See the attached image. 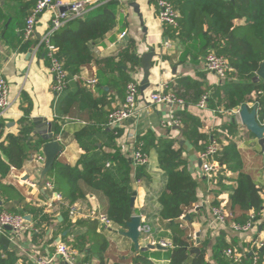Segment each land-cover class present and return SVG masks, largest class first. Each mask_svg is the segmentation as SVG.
<instances>
[{
    "label": "trees",
    "instance_id": "16d2710c",
    "mask_svg": "<svg viewBox=\"0 0 264 264\" xmlns=\"http://www.w3.org/2000/svg\"><path fill=\"white\" fill-rule=\"evenodd\" d=\"M168 1L179 10L181 18L179 27H165L166 33L176 38L193 37L194 40H200L202 45L199 51L204 58L209 53L223 56L229 60L232 69L227 73V78L212 89L203 83L186 82L185 79L178 84L181 87L187 83L184 85L183 93L182 88L179 87L176 92L177 96L184 101V109L179 110L175 118L180 122L184 139L201 154L212 138L200 132L201 121L189 113L187 108L190 105L199 104L203 96L207 95V104L212 109L219 106L226 112L254 104L257 107L258 120L262 122L264 119V80L254 82L264 62V0ZM37 2L38 0H19L18 11L20 17L24 18V27L26 19ZM119 6L118 0H107L84 17L69 21L52 35L51 43L58 57L63 59L69 82L80 73L83 67L93 62L97 63L101 71L107 68L117 71L123 87H126L132 81L134 74L136 75L141 69L137 42L132 38L125 40L124 47L121 48L117 57L98 60L95 56L94 47L118 24ZM205 27H207L206 30ZM124 28L125 25L120 32ZM99 77L104 78L102 74ZM99 77L97 85L100 82ZM111 83L112 78L107 80L109 86H112ZM188 91H193L192 98H187ZM112 102L113 97L106 93H103L102 97H96L87 84L79 85L76 90L65 93L55 118L56 134H61L64 124L62 120L65 117L75 115L76 110L87 112L89 125L75 134V140L84 154L75 166L65 160H57L44 184L49 179H53L55 191L69 200L70 206L75 208L80 202L87 201L86 193L81 185L102 193L108 200V218L121 231H126L127 223L135 213L130 206L135 192L134 180L140 179L146 185L149 184L150 177L146 171L147 166L138 168L133 177L132 161L130 163L129 159L124 158L118 151L114 155L95 153L98 137L105 134L108 117L113 110ZM17 125L19 127L17 134L9 133L0 142V198H4L7 204L2 212L23 217L30 214L33 218L31 224L35 239L40 240L45 233L44 229L54 221H58V218L46 213L44 208L26 204L16 189L2 183V178L8 174L11 167L20 170L29 158L33 159L42 154L43 142L40 137L34 135L30 112L26 111ZM0 127L5 129L6 124L0 121ZM236 128L233 123L226 127L230 131ZM111 135L112 137L108 136V139L114 142L116 137L113 132ZM138 141L143 143L147 154L156 152L158 168L166 175V183L158 198L159 218L167 223L169 230L167 238L172 245L169 251L170 261L166 264H226L227 257L224 252L235 247L227 242L225 232L222 231L219 234L212 248V257L209 258L208 247L211 239L207 238L196 246L189 228L186 227V223H192L200 213L194 212L198 203V184L188 169V162L184 157L185 150L179 145L177 138L157 139L154 134L148 132ZM111 142L107 145L112 146ZM218 144L219 152L215 160L226 169L211 179V186L214 189L211 193L214 201L210 206L212 209L220 206L218 197L226 189V182L230 180L226 175L227 170L237 174L236 184L230 187L229 202L226 205L232 217L226 224H244L250 220L251 214L257 217L263 210L264 199L260 193L264 188L259 186L255 172L244 170V162L236 142L224 145L222 141H218ZM10 202L13 204L9 205ZM186 216L189 219H185ZM255 222L259 224L262 221L257 217ZM81 227H86V232L75 235L72 241L67 235L62 238L61 243L78 251L84 259L96 256L99 264H108L105 260L108 243L104 235L97 232L99 223L95 220L82 224L72 223L68 230L72 232ZM197 248L200 250L199 254L194 252ZM254 253L258 258V264H264V248H255ZM252 256L253 254L249 256L248 262H251ZM230 261L235 264L230 259L228 264H231ZM135 263L153 264L147 255L136 257ZM0 264H19L17 252L0 244ZM24 264L31 263L24 262Z\"/></svg>",
    "mask_w": 264,
    "mask_h": 264
},
{
    "label": "crops",
    "instance_id": "0c3cea01",
    "mask_svg": "<svg viewBox=\"0 0 264 264\" xmlns=\"http://www.w3.org/2000/svg\"><path fill=\"white\" fill-rule=\"evenodd\" d=\"M61 1L64 4H70L76 0ZM118 1L120 2L117 10L118 24L94 47L96 58L100 60L117 57L121 48L124 47L125 40L129 38L137 42V51L140 57L152 49L156 56L153 60L150 86L139 102L137 115L125 120L115 130L106 128L105 134L98 137L95 153L97 155L103 153L114 155L118 151L124 158H128L131 163L134 140H139L148 132L154 134L157 139L166 137L178 139V136L182 133L174 129L176 126L170 127L169 125L172 116H175L179 110L184 108L180 109L177 106L167 104H152L150 102L152 94L169 91L176 93L178 92V84L183 79L187 80L186 82L203 83L211 89L218 85V80L205 68V58L199 51L202 45L200 40H194L193 37L176 38L172 34L168 35L166 33V26H163L158 20L159 9L155 0ZM18 2L19 0H7L3 6L0 4V77L8 82L12 101L9 114L1 120L6 124V127L5 129L0 127V142L9 133L17 134L19 130L17 122L25 116L26 111L30 112L31 121L34 118H45L49 122H55L60 101L65 93L76 90L79 85L87 84L92 79H97L100 74L104 78L100 79L99 77V85L93 90L95 96L102 97L103 93L112 96V109L123 101L125 87L121 85L117 71L112 70V68L101 71L96 62L83 67L80 73L69 82L65 93L58 97L55 96L52 92L54 76L49 70V63L45 55L46 50L40 44L41 39L50 28L52 15L49 12L43 13L36 24L34 39L26 41L23 37L24 18L19 15ZM91 2L92 4L88 6V12L106 3L107 0H91ZM131 3L139 5L144 27L139 16L130 7ZM123 25H125V28L120 32ZM144 28L146 32H144ZM206 29L207 27H205ZM124 32L127 34L121 40L120 35ZM124 70L126 71V68ZM136 74H139L143 79L142 68ZM110 78H112V86L107 84V80ZM184 85H187V83ZM184 85L179 87L182 88V93L185 91ZM186 94L187 98L193 97V91H188ZM249 107L254 108V104H249ZM187 110L201 121L200 132L208 134L217 142L222 141L224 145H228L230 142L238 144L244 162V170L255 172V178L259 186L264 188L263 151L259 146L257 137L247 130L240 117L234 113L237 109L226 112L219 106L212 109L208 104L206 109H200L196 104L188 106ZM74 114L62 120L64 124L60 135L64 151L58 158V160H65L72 166L77 165L84 154L79 143L75 140V134L90 123L87 112L76 110ZM232 123L237 128L231 131L226 129ZM112 132L116 137L114 142L108 139V136L109 138L112 137ZM108 142H111L112 146H108ZM178 142L185 150L184 157L188 162V169L198 184V203L194 212L200 213L192 223H186L193 240L196 242L197 234H200V244L210 238L208 256L211 258L212 248L216 244L219 234L223 231L226 233V240L229 244L240 252L247 253L246 259L248 261L249 256L255 252L256 244H262V248H264V222L257 223L256 228L247 233L234 231L231 224L216 223L212 213L213 209L210 206L214 201V196L211 193L214 190L211 186L213 177L209 178L203 174L200 153L190 142L184 139L183 135L181 141L178 140ZM149 158L150 162L146 168L150 177L149 184L144 185L143 182L137 184L136 179L134 180V190L137 193L134 215L142 214L146 216L147 223L153 228L154 239L157 244L162 241L170 243L167 238L169 234L167 223L162 222L159 218L160 205L158 202L159 195L166 183V175L164 171L158 168L156 152L152 151ZM36 166V162L29 158L22 169L18 170L11 167L8 174L2 178V183L16 189L26 204L44 208L46 213L53 214L58 218V221H54L44 229L45 233L40 240L35 239L32 221L29 223L32 229L17 238L10 231L0 229V244H4L9 249L17 252L19 264L30 262L29 256L33 253L54 256L56 245L62 242V238L69 235V240L72 241L75 239V235L83 234L87 230L86 227H81L71 232L68 230L70 224L94 221L93 213L107 215L108 200L106 197L102 193L87 189L84 185H81V187L86 193L87 201L80 202L79 206H76L78 212L74 218L70 216V209L75 207H71L69 200L63 197L62 201L54 203L49 208L48 205L52 201L53 193L45 189V180L41 179L42 171H38ZM225 169V166H221V171ZM135 172L136 170L132 165L133 177ZM226 175L230 180L226 182V189L218 197L220 204L224 203L225 206L229 202L230 187L235 186V179L237 178V174L228 170ZM49 180L54 182L53 179ZM262 192L264 194V189ZM12 204L9 203V205ZM5 205H7L5 199L0 198V213L4 210ZM25 216L31 215L26 214ZM61 223L63 224L61 225ZM97 232L102 233L107 240L108 247L105 260L108 264H136L135 258L144 255H147L153 264H166L170 261L169 251L172 247L166 248V250H149L144 253L136 251L131 240L124 237L121 234L122 231H118L116 225L112 230L105 231L101 229L99 223ZM147 245L150 244L147 243ZM199 245L196 243V246ZM144 246V244L141 245V247ZM228 260L226 258V264H228ZM55 264L65 263L57 257L55 258ZM78 264H99V260L96 256L84 259L81 255L78 258Z\"/></svg>",
    "mask_w": 264,
    "mask_h": 264
},
{
    "label": "built area",
    "instance_id": "2783aa9c",
    "mask_svg": "<svg viewBox=\"0 0 264 264\" xmlns=\"http://www.w3.org/2000/svg\"><path fill=\"white\" fill-rule=\"evenodd\" d=\"M159 9L158 20L166 27H179L180 13L168 0H155ZM91 0H76L70 4H64L61 0H38L35 7L31 11V14L26 19L25 27L23 30V37L26 41L32 40L36 33V24L39 17L46 12L51 13L52 19L48 32L43 36L40 44L44 46L46 50V59L49 63V70L54 76V84L52 92L55 96H61L65 93L69 84V75L64 68L63 61L58 57L55 47L51 43L52 35L61 29L66 23L71 20L84 17L88 13V6L91 5ZM65 9V10H63ZM126 32L120 35V39L123 40L126 36ZM205 68L208 72L212 73L218 80V83L224 81L227 78V73L230 72L231 66L229 60L223 56H219L215 53H209L205 58ZM141 81L142 77L139 74L133 76L125 87V94L123 101L113 108L109 114L107 128L111 130L117 129L125 120L134 117L138 112V105L141 101ZM98 84L97 79L90 80L87 85L94 90ZM207 95L203 96L198 104L200 109H206L207 107ZM150 102L156 105L167 104L170 106H177V108H184V101L177 96L174 92H159L150 96ZM12 107V101L10 97V87L8 82L0 77V121L5 118ZM241 108L234 111L239 116ZM261 126H264V119L260 122ZM171 126H180V122L175 116H172ZM59 143L62 142L61 135L55 138ZM132 164L137 170L138 168L147 166L150 162L149 154L144 151V145L138 140H134L132 144ZM219 152V144L216 140L212 139L206 150L200 154L202 161V172L205 176L212 178L221 171V165L215 160V156ZM36 162L38 171H42L46 162V158L43 154L37 155L32 159ZM109 166V165H108ZM137 184L141 183L140 179L136 180ZM45 189L53 193L49 208L54 203L62 201L61 194L55 191L54 182L49 180L45 183ZM264 199L263 192L260 193ZM77 209H70V216L74 218L77 215ZM213 217L216 223L226 224L227 220L231 218V213L226 209L225 204L213 208ZM141 218V226L139 228L141 238L140 244L147 246L157 245L154 239L153 228L147 223L146 216L142 214H136ZM92 217L101 224V229L110 231L114 227V223L105 214L93 213ZM260 221L264 222V207L263 210L257 215ZM255 215L251 214L250 220L244 224L233 223L232 229L236 232L247 233L256 228ZM7 227L11 228L12 235L17 238L24 232L32 229V226L25 220V217L21 215H14L8 212L0 213V229L4 230ZM118 231L121 229L117 226ZM159 244L165 248H171V243L162 241ZM256 249H261L262 244H256ZM225 256L232 260L235 264H258V258L256 253H252L251 262L247 261V253L240 252L236 248H230L224 252ZM80 253L65 243H58L56 245V252L54 256L42 255L39 253H33L30 255L31 264H55V258H60L65 264H78V258Z\"/></svg>",
    "mask_w": 264,
    "mask_h": 264
},
{
    "label": "water",
    "instance_id": "95a60500",
    "mask_svg": "<svg viewBox=\"0 0 264 264\" xmlns=\"http://www.w3.org/2000/svg\"><path fill=\"white\" fill-rule=\"evenodd\" d=\"M6 1L7 0H0L1 6H3L6 3ZM130 7L133 8L134 12L139 16L140 21H142V26L144 27L143 16L140 12L139 5L136 3H131ZM144 32H146L145 28H144ZM155 56L156 53L154 52L153 49L150 52H147L141 56V68L143 71V79L141 81L142 97L145 96V92L150 86L151 70L153 68V60ZM61 61H63L62 58ZM260 80H264V62L261 64L260 70L258 71L257 76L254 78V82H258ZM239 117L241 119L242 124L247 128V130L257 137L259 146L263 151V158H264V126H261L259 123L257 107L254 106V108L252 109L247 105L241 107ZM32 125L34 127V135L40 137L41 141L43 142L42 152L46 158V162L42 170L41 179L44 181L46 177L49 175V173L52 171L60 155L63 153L64 146L55 140V138L57 137L55 122H49L45 118H34L32 121ZM174 129L181 131V128L179 126L174 127ZM181 139H182V133L178 136L177 140L181 141ZM200 163L202 164V161ZM136 196L137 193L134 192L131 198V205H130L133 210L135 207ZM185 219H189V217L186 216ZM25 220L28 223H30L32 221V218L31 216H25ZM140 226H141V218L138 215H133L131 220L127 223V230L121 232V234L124 237L131 240L136 251L146 253L149 250H166V248L161 246L160 244L147 245L141 247L140 244L141 234L139 231ZM6 230L11 231V228L7 227ZM200 242H201L200 234H197L196 243L199 245ZM194 252L199 254L200 253L199 248L194 250Z\"/></svg>",
    "mask_w": 264,
    "mask_h": 264
},
{
    "label": "rangeland",
    "instance_id": "374dc122",
    "mask_svg": "<svg viewBox=\"0 0 264 264\" xmlns=\"http://www.w3.org/2000/svg\"><path fill=\"white\" fill-rule=\"evenodd\" d=\"M262 164H263V166H262V168L264 167V160L262 159ZM260 174V173H259Z\"/></svg>",
    "mask_w": 264,
    "mask_h": 264
}]
</instances>
